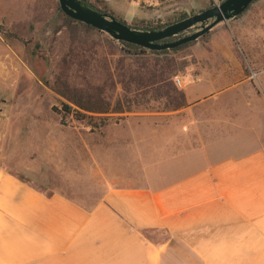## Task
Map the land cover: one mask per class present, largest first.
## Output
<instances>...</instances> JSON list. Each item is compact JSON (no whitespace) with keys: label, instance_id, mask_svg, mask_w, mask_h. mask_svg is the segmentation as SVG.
<instances>
[{"label":"crops","instance_id":"crops-1","mask_svg":"<svg viewBox=\"0 0 264 264\" xmlns=\"http://www.w3.org/2000/svg\"><path fill=\"white\" fill-rule=\"evenodd\" d=\"M176 77L166 121L105 142L92 204L0 169V264H264V73Z\"/></svg>","mask_w":264,"mask_h":264},{"label":"rangeland","instance_id":"rangeland-1","mask_svg":"<svg viewBox=\"0 0 264 264\" xmlns=\"http://www.w3.org/2000/svg\"><path fill=\"white\" fill-rule=\"evenodd\" d=\"M101 1L100 7L128 26L164 25L220 2ZM57 8V0H0V169L42 191L60 192L84 205L95 202L104 188L99 167L105 142L126 135L128 116L150 125L166 117L145 112L178 106L167 86L154 83L158 76L166 80L173 74L165 82L173 84L196 64L210 74L263 77L264 0H253L239 15L163 55H130L103 32L71 31ZM252 85L262 92V84ZM240 87L249 91L246 81ZM67 97L106 113L80 110L86 116L80 121L61 116L55 109L64 103L77 110Z\"/></svg>","mask_w":264,"mask_h":264},{"label":"water","instance_id":"water-1","mask_svg":"<svg viewBox=\"0 0 264 264\" xmlns=\"http://www.w3.org/2000/svg\"><path fill=\"white\" fill-rule=\"evenodd\" d=\"M252 0H222L196 13L156 30L134 29L114 18L95 11L80 0H57L58 9L68 18L107 34L112 40L125 42L146 50H169L202 36L219 22L239 15ZM194 28L193 32L188 30ZM179 38L163 42L178 36Z\"/></svg>","mask_w":264,"mask_h":264},{"label":"trees","instance_id":"trees-1","mask_svg":"<svg viewBox=\"0 0 264 264\" xmlns=\"http://www.w3.org/2000/svg\"><path fill=\"white\" fill-rule=\"evenodd\" d=\"M80 1L82 3H84L85 5H87L89 8H91V9H93L95 11H98L100 13H103V14H105L107 16H110V17L114 18L115 20H117V21H119V22H121L123 24H126L121 18L116 17L112 12L106 10L105 8L100 7L98 4L102 3L101 0H94L96 4L90 3L88 0H80ZM219 1H222V0H219ZM57 13H58V16L61 18V20L63 22V25H65L71 31L81 30V31L99 32V31L95 30L94 28H92V27H90L88 25H85L83 23H80V22H77L75 20H72V19L68 18L58 8H57ZM184 17H186V15L179 14L176 17L175 20L171 21V23L175 22L177 20H180V19H182ZM167 24H169V23H167ZM167 24H164V25L154 24L153 25L149 21H139V22L134 23L130 27H132L134 29H139V30H156V29H160L161 27H163V26H165ZM180 36L181 35H178V36H175V37H172V38H169V39H165L163 42L173 41V40L179 38ZM117 43L120 45L121 49L125 53L130 54V55H144V54L163 55V54H167V53H170V52H175V51L183 48L184 46H186L188 44V43H184L182 45H179V46H177L175 48H172V49H169V50H158V51H156V50H146V49H143V48H140L138 46H135V45H132V44H128V43H125V42H118L117 41ZM171 76H173V74ZM171 76L166 78V80L168 79V81H169ZM166 80L163 77L158 76L156 82H154V83L155 84L157 83V85L159 84V85L167 86L168 87V91L171 94L177 96V98L179 100V104L178 105L181 106L182 105L181 92L179 90H177L173 86V84H171V82L166 84L165 83ZM66 99H67V101L69 103H71L73 106H75L77 108V110L73 109L69 104L64 103V104L61 105V107L59 109H55V111L58 114H60L61 116L70 115L75 120L80 121V120H82L83 118L86 117L85 114L82 113L81 111L89 112V113H106L105 111H101V110H97V109H94V108L83 106L77 100H75L73 98H70V97L68 98L67 97ZM113 112H120V111L118 109V110H115Z\"/></svg>","mask_w":264,"mask_h":264},{"label":"built area","instance_id":"built-area-1","mask_svg":"<svg viewBox=\"0 0 264 264\" xmlns=\"http://www.w3.org/2000/svg\"><path fill=\"white\" fill-rule=\"evenodd\" d=\"M135 3H142V4H149V3H154V2H158L160 0H132ZM173 84L179 88L180 87V80L177 77L173 78Z\"/></svg>","mask_w":264,"mask_h":264}]
</instances>
